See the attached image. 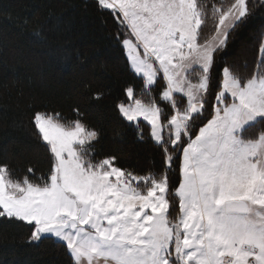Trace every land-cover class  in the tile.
Returning <instances> with one entry per match:
<instances>
[{"label":"snow or ice","instance_id":"snow-or-ice-1","mask_svg":"<svg viewBox=\"0 0 264 264\" xmlns=\"http://www.w3.org/2000/svg\"><path fill=\"white\" fill-rule=\"evenodd\" d=\"M10 8L0 0V55L9 26L23 34L34 24L29 34L40 40L52 23ZM82 8L126 74L112 101L114 139L131 133L152 162L105 152L104 129L79 103L32 97L18 126L48 168L38 173L0 150V223L26 228L28 248L57 246L64 264H264V29L250 62L224 59L240 30L264 18V0ZM82 89L93 102L111 94L90 81Z\"/></svg>","mask_w":264,"mask_h":264},{"label":"trees","instance_id":"trees-1","mask_svg":"<svg viewBox=\"0 0 264 264\" xmlns=\"http://www.w3.org/2000/svg\"><path fill=\"white\" fill-rule=\"evenodd\" d=\"M83 0H10L13 15L28 16L47 24L46 38L35 40L29 34L34 24L21 34L9 26L2 39L0 55V150L19 156L21 166L31 163L39 172H46L48 159L42 150L34 151L28 132L18 126L25 103L32 97L56 98L76 102L86 109L91 122L103 128L105 152L118 151L125 159L148 165L152 155L136 143L131 133L123 142L114 139L112 101L119 95L117 86L126 74L117 60L118 53L104 52L98 21H86ZM55 18L62 22L55 25ZM264 29V18H253L240 30L224 59H235L238 64L251 61L255 39ZM66 50L69 55H57ZM103 65V66H102ZM242 71L246 69L241 68ZM90 81L94 88L110 90L103 101L93 102L82 89ZM23 90L24 95L17 93ZM63 114L71 117L70 103H62ZM27 229L0 223V264H64L66 257L55 245L45 243L38 249L28 248L23 240Z\"/></svg>","mask_w":264,"mask_h":264}]
</instances>
